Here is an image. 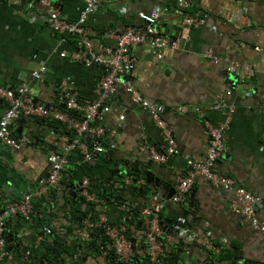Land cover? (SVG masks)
<instances>
[{"label": "crops", "instance_id": "0c3cea01", "mask_svg": "<svg viewBox=\"0 0 264 264\" xmlns=\"http://www.w3.org/2000/svg\"><path fill=\"white\" fill-rule=\"evenodd\" d=\"M57 1L62 15L69 20L76 19L86 3V0ZM190 2L185 13L206 16L207 25L197 28L185 25L184 12L179 11L177 0H106L88 20V36L94 45L114 46L119 30L142 26L140 12H150L158 5L163 7L161 29L169 36L170 43L163 48L160 58L149 44L136 45L133 48L136 63L132 78L146 97L165 106L163 116L172 129L178 153L160 163L141 149L144 143L164 151L161 129L147 110L120 92L111 99L110 111L99 122L107 129L104 140L107 158H101L91 167L83 157L81 159V152L74 150L66 164V177L83 181L92 176L99 181L107 164L138 161L146 177L137 179L145 180L143 185L148 183L146 178L152 183H148L151 185L148 191L139 190L140 194V191L146 192L143 197L131 194L130 198L140 200L144 205H153L155 200L152 197L158 194L159 201H164L161 219L165 225H170V220L177 215H185V205L191 202L190 209L195 212L188 218L189 229H207L219 249L207 251L199 245L187 243L185 237L170 235L165 241L166 264L178 254L177 263L171 264H259L264 262V236L236 211L241 204L233 192L217 187L199 175L187 193L186 204L170 202L169 199L175 192L178 176L187 175V157L197 161L206 157L209 147L207 124L225 122L228 116L230 119L223 134L225 148L217 160L216 169L232 177L236 185L264 197V0ZM172 36L177 37L173 43ZM83 39L55 32L45 7L39 2L32 9L20 0L0 3V83L14 89L27 80L29 94L34 99L60 106L63 105L61 95L69 89L77 91L82 101L92 98L94 87L105 71L102 66H86L69 56ZM213 56L221 59L216 62ZM233 62L238 69L247 64L254 67V74L238 87H233V83L239 80V76L227 69ZM42 65L46 66L42 77L32 78L31 73ZM229 88L233 89L230 95L227 94ZM220 97L226 98L233 111L229 107L214 108ZM5 107L6 103L0 101V116ZM62 125L38 117H21L14 122V133L27 135L31 142L20 150L0 143V208L20 199L33 188L47 173V158L51 151L62 149L74 138L75 133ZM89 188L96 191L95 186ZM61 192L59 189L56 200L51 194L47 195L51 204L55 201L57 204L54 207L50 204L51 213L47 214L46 210L44 217H39L36 222L22 217L10 219L13 234L10 242L15 246L16 254L8 261L11 259L13 264H22L21 255L40 251L48 252L46 258L50 261L57 259V264H108L103 255L101 257L105 260L101 257L100 263L96 260L99 251L91 243L84 222L86 217H97L105 210L112 222H119L123 212L100 201H87L88 206L83 212L79 201L67 208ZM80 194L84 197L82 192ZM39 203L42 199L35 198L32 205ZM255 212L259 221L264 223V204L256 206ZM46 226L61 236L57 238L59 242L70 246L69 255L66 254L68 250L59 247L62 256L55 258V249H46L52 241L46 234L37 245L38 249L34 248L38 233ZM69 227L72 229L68 235ZM142 233L138 230L139 239ZM74 244L81 249H75Z\"/></svg>", "mask_w": 264, "mask_h": 264}, {"label": "built area", "instance_id": "2783aa9c", "mask_svg": "<svg viewBox=\"0 0 264 264\" xmlns=\"http://www.w3.org/2000/svg\"><path fill=\"white\" fill-rule=\"evenodd\" d=\"M8 0H0V3ZM29 9L34 8L37 2L45 7L46 16L51 28L60 35H75L84 37L79 48L69 56L77 61H81L86 66L98 65L104 68L103 77L96 83L93 96L82 101L77 91L66 90L61 95V107L58 104H48L34 99L29 94V82L22 81L16 88H7L0 83V101L6 103L5 110L0 116V143L20 150L30 144L31 140L27 135H16L13 131L14 122L21 117L50 118L59 121L75 133L74 138L60 150H52L48 155V170L45 176L38 180V183L25 192L23 196L0 208V262L1 264H13L12 253L6 248V237L9 234L6 230V222L15 217L33 219L35 209L33 200L43 198L51 194L62 183V171L69 161V155L74 150H79L86 162L92 161L101 152L105 151V136L107 129L102 125L101 120L104 114L110 111V101L118 93L124 92L129 95L132 103L147 110L153 118L155 124L161 129L164 151H158L153 146L141 144V149L148 152L151 159L156 162H166L171 155L178 153L177 143L172 129L164 119L165 106L146 97L137 87L132 78L135 68L136 58L133 48L141 43H147L153 47L154 52L160 58L163 56V48L170 43V38L161 29L160 17L163 7L158 5L150 12H140L142 26L124 28L116 33V44L107 46L103 43L94 45L89 35L88 20L102 6L106 0H86L83 9L76 19L65 18L56 0H20ZM179 11L188 9L190 0H177ZM184 14V13H183ZM183 22L189 27H199L207 25V18L199 15H185ZM87 37V38H86ZM95 47H98L95 49ZM257 49H262L257 47ZM62 56L65 53H61ZM221 57L213 56V60L219 61ZM228 71L235 72L239 80L233 83V87L241 85L247 77L254 74L252 64L244 65L238 69L236 63H230ZM46 71V66L42 65L38 70L31 73L34 79H40ZM233 89L229 88L227 94L230 95ZM233 107L228 104L225 97H220L216 101L214 108L221 109ZM228 119L222 123L207 125V135L209 136V147L206 157L203 160H195L187 157V175H179L174 194L170 197V202L186 203L188 191L193 187L196 177L202 175L206 180L217 187L231 191L235 194L241 206L236 210L242 214L249 224L260 231L264 236V223L260 222L256 216V206L264 204V197L254 194L243 186L236 185L234 179L226 174L220 173L216 169V163L225 148L224 132L228 124ZM113 133V131H112ZM91 145V147H90ZM126 184H134L137 187L143 185V179H136L130 175L124 177ZM119 184V181L116 182ZM83 195L86 201L102 202L95 192L89 190V178L82 181ZM155 200L153 205H144L137 211L132 209L131 201L125 200L119 203L113 199L112 207L123 212L119 222H112L108 212L102 211L94 219L86 217L84 228L100 229V236L95 237L96 247L99 256L108 258L110 250H114L115 261L112 264H138L140 261L148 260L149 264H160L164 260V250L167 239L170 235L185 237L187 243H192L203 247L205 250H219L211 233L198 227L189 229V219L185 215H177L173 222L165 227L161 219V208L164 201H159V195L152 197ZM136 220L133 224L132 222ZM139 227V228H138ZM138 230H142V238L139 239ZM89 232V231H88ZM52 228L46 226L38 233V239L34 248L42 240L44 234H51ZM90 235V232H89ZM91 237V236H90ZM104 238L105 243H102ZM92 240V237H91ZM167 246V245H166ZM31 252L24 256L25 260H30ZM102 258V257H101ZM103 259V258H102ZM109 259V260H108ZM104 260V259H103ZM42 261V260H41ZM41 264H52L51 261L44 260ZM50 262V263H49Z\"/></svg>", "mask_w": 264, "mask_h": 264}, {"label": "trees", "instance_id": "16d2710c", "mask_svg": "<svg viewBox=\"0 0 264 264\" xmlns=\"http://www.w3.org/2000/svg\"><path fill=\"white\" fill-rule=\"evenodd\" d=\"M43 119H45L46 121H48L49 123H52V124H58V125H62L63 124V123H61L59 121H56V120H53V119H50V118H43ZM62 126L64 128L67 127L65 124H63ZM90 147H91V145H90ZM107 156H108V152L107 151H103L97 157H95L92 161L86 162V163H87V165H90L91 167H93V163L94 164H96V163L98 164V162H100L101 158H104V157L107 158ZM111 165H113V164L109 163V164H107V167H105V166L103 167V168H106V171L102 172L101 175H99V178H100L99 181H96L92 176H89V187L90 186H95L96 187V191H93L90 188H89V190L92 191V192H95L97 194V196L100 199L105 200L107 204H111L113 199L117 200L119 203H122L125 200H130L131 204L133 206L131 208L134 209L135 211H137L138 209H140L139 207L144 206L145 203L142 202V204H141L140 200L139 201H134L132 198H130L129 195H131V194L132 195L140 194L139 190H141V189H143L142 191H148L150 189L151 185H149L147 183L146 185H142L141 187H136L134 184H126L124 177H123V179H120V178H117L118 174L116 175V177L111 174V169L108 168V166H111ZM80 168H81V166H79V169ZM67 172H68L67 168L65 167V169L62 171V183H66V182H71L72 183L76 179L73 176L67 178L66 177ZM107 172H109V175H107L108 174ZM144 172L145 171L140 167V165H138V161H135L133 163L131 162V167L129 168V174H127V175L132 176L134 179H135V176L145 178L146 176H145ZM107 176H109V177L107 178ZM146 179H148V178H146ZM117 181H119V184H116ZM47 197L49 198V196L43 197L44 199L41 198L42 199V203H39L37 206H34V209H35L36 213L33 214V217H32L33 220L32 221L36 222L39 217H44V214H46L45 211H46V209H48L50 207L49 205L51 204L50 201L47 199ZM186 200H187V196H186ZM184 204H186V203H184ZM185 207H186L185 208V213L188 210V212L190 214H194L193 212H195V211L191 210L190 207H188V205H185ZM91 211L93 212V209ZM190 211H192V213ZM95 215H96V212H95ZM186 217H189V216H186ZM92 218L94 219L96 217L92 216ZM173 220L174 219L170 220V223H172ZM9 221L10 220H8L6 222V230H7L8 233L10 232V222ZM135 222H136V220H134L132 223L134 224ZM162 222L164 223V221H162ZM71 229H72V227L68 228V231H67L68 235L70 234V230ZM88 231L90 232V236L92 237L91 243L96 245V241H94V238L100 236V229H94L93 228V229L88 230ZM46 236L47 237H51L52 238L51 242L55 243V244H52L49 241V244L46 245V249L50 250V249L54 248L55 251H59V247H61L63 245V241L60 240V242H59V240L57 239V238H61V236L56 232V230L52 229V233L51 234H46ZM12 238H7L6 237V248L9 249L11 251L12 255L14 256L16 254V251H15V246L13 245V243L10 242ZM102 243L103 244L105 243L104 238H102ZM65 249H67L69 252L71 250L70 246H68V245H67V247H65ZM46 253L47 254H45L43 252L41 253L40 251H36V252L34 251V252H32L30 254V256H31L30 260H25L23 255H21L19 258L22 259L21 260V262L23 261L22 264H39L38 262H40L41 260L42 261L43 260L50 261L49 259L46 258V256L49 257V253L48 252H46ZM113 253H114V250H110L109 255H108V258L110 259L109 263H114V261H115V258H114L115 256H113ZM164 261H167V257L164 259ZM105 262H107V260H105Z\"/></svg>", "mask_w": 264, "mask_h": 264}, {"label": "water", "instance_id": "95a60500", "mask_svg": "<svg viewBox=\"0 0 264 264\" xmlns=\"http://www.w3.org/2000/svg\"><path fill=\"white\" fill-rule=\"evenodd\" d=\"M57 1V0H56ZM177 37L176 36H172V40L171 42L173 43L174 41H176ZM83 155H81V159H82ZM123 162V163H121ZM117 161V162H112L113 165L111 166H108L109 169H111V174L113 176L116 177L117 175V178H120V179H123L124 176H126L127 174H129V168L131 167V161L127 160V161ZM115 168V169H114ZM65 169V167H64ZM135 178H137V176H135ZM148 183H152V180L151 179H147ZM155 187H157L155 185ZM61 190L62 189V192H61V197L64 200V204H66V207L67 208H70L69 206L70 205H75L77 203V201H79L81 203V212L85 211L86 210V207L88 206V202L85 200L84 197L81 196V192L83 191V187H82V181L81 180H78V179H75L72 183L71 182H66V183H61V185L58 187V189H55L53 191V193H51V195L54 197L53 199L56 200L55 196L57 195L58 193V190ZM141 192V197H143L146 192ZM143 193V194H142ZM57 204V201H55V203L51 204L52 207H54L55 205ZM188 207H192V203H188ZM61 208H64L63 206ZM47 210V214H50L51 213V210L49 209H46ZM49 210V211H48ZM63 210V209H62ZM187 210V209H186ZM83 215V214H82ZM186 216H189L188 218L192 217V214H190L187 210V212L185 213ZM84 216V215H83ZM80 218V217H79ZM169 225H165L166 228H168ZM13 237V234L12 232H10L8 235H7V238H12ZM75 245V244H74ZM67 246V245H66ZM65 243H63V245L61 246L62 250L65 249ZM75 249H81V246L79 245H75ZM60 250V249H59ZM67 250V249H66ZM98 250V249H97ZM56 254H55V258L57 257H61L62 254L59 253V251H55ZM182 252V249L179 251V253ZM67 255L70 254L69 251L66 252ZM79 257H81L80 253L78 255ZM96 257V260L99 261V263L101 262L100 260V256L98 255H95ZM179 258V254L175 257L174 260H171L170 262H168L167 264H171V263H177V260ZM54 261H51L53 264H57V259H53ZM83 260L86 261V258L83 257ZM165 262L167 261H163L162 264H164ZM50 263V262H49ZM108 264H112V263H108ZM138 264H149L148 263V260L146 258V260H144L143 262L140 261V263ZM166 264V263H165ZM194 264H197V262H194ZM259 264H264V262L260 261Z\"/></svg>", "mask_w": 264, "mask_h": 264}, {"label": "clouds", "instance_id": "9594fccd", "mask_svg": "<svg viewBox=\"0 0 264 264\" xmlns=\"http://www.w3.org/2000/svg\"><path fill=\"white\" fill-rule=\"evenodd\" d=\"M58 2V1H57ZM191 6V5H190ZM177 7H178V4H177ZM190 8V7H189ZM29 9V8H28ZM185 11H187V9L185 10ZM184 12V11H183ZM184 14L185 15H187L185 12H184ZM189 15H199V16H204V15H201V14H193V13H190ZM204 17H206V16H204ZM207 18V17H206ZM208 21V20H207ZM208 23H209V21H208ZM207 23V24H208ZM160 24H161V22H160ZM203 26V25H202ZM200 27V26H199ZM193 28H197V27H193ZM165 33V32H164ZM166 34V33H165ZM167 35V34H166ZM168 36V35H167ZM169 37V36H168ZM79 48V47H78ZM187 203V202H186ZM191 212V211H190ZM186 216V215H185ZM188 218V217H187Z\"/></svg>", "mask_w": 264, "mask_h": 264}]
</instances>
